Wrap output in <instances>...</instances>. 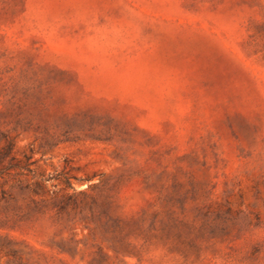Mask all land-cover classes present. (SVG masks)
<instances>
[{
	"label": "rangeland",
	"instance_id": "374dc122",
	"mask_svg": "<svg viewBox=\"0 0 264 264\" xmlns=\"http://www.w3.org/2000/svg\"><path fill=\"white\" fill-rule=\"evenodd\" d=\"M0 264H264V0H0Z\"/></svg>",
	"mask_w": 264,
	"mask_h": 264
}]
</instances>
